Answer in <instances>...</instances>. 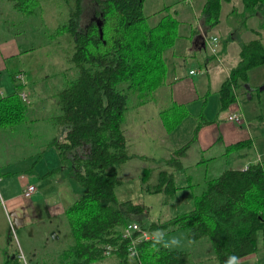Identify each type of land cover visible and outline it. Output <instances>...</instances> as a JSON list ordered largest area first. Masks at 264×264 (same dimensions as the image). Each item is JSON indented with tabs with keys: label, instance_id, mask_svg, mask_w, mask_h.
<instances>
[{
	"label": "trees",
	"instance_id": "16d2710c",
	"mask_svg": "<svg viewBox=\"0 0 264 264\" xmlns=\"http://www.w3.org/2000/svg\"><path fill=\"white\" fill-rule=\"evenodd\" d=\"M11 1L12 7L26 16L34 15L39 6V0ZM62 1L67 6V18L48 34L67 35L71 39L69 60L75 74L65 78L54 95L57 112L51 120L63 127V135L53 137L46 147L56 150L60 163L42 176L63 170L66 177L82 187V192L64 209L73 243L61 251L58 264H90L106 256L115 257L113 264H195L190 250L165 248L160 235L136 241V255H130L131 241L122 230L129 221L146 226L141 222L146 208L130 199L118 200L114 192L121 182L119 165L132 157L123 129L125 111L153 99L154 91L164 84V54L178 35V8L165 5L149 19L143 13L144 0H91L98 21L91 19L82 25L83 0ZM221 1L229 0L203 3L200 14L206 31L218 24ZM241 2V11L231 9L229 17L247 19L261 14L260 28H264V0ZM255 34L240 43L238 60L219 85V111L236 101L237 90L247 82L249 70L264 65V43L257 31ZM12 80L14 91L0 95V127H13L27 119V105L18 92L24 84L13 76ZM170 108L175 113L168 123L164 114ZM160 114L170 131L178 119L186 116V111L171 103ZM258 116L264 121V112ZM206 121L200 113L190 139L158 163L181 169L179 158ZM251 143L239 140L226 150ZM150 176L151 169L144 167L141 182L146 190L173 196L177 186L171 172L160 169L151 186ZM175 227L184 228L191 243L208 241L217 264H226L230 256L239 259L255 252L258 232L264 237L263 163L249 162L245 168H227L207 178L200 192L193 195L191 209L167 221L147 225L150 231H171ZM136 234L137 231L132 233ZM153 243L157 247H152ZM107 246L110 254L105 255Z\"/></svg>",
	"mask_w": 264,
	"mask_h": 264
},
{
	"label": "crops",
	"instance_id": "0c3cea01",
	"mask_svg": "<svg viewBox=\"0 0 264 264\" xmlns=\"http://www.w3.org/2000/svg\"><path fill=\"white\" fill-rule=\"evenodd\" d=\"M204 1L196 0L197 8L192 7L193 12L184 8V5L177 6L179 10L178 35L172 47L164 54L166 63L164 84L154 91L153 99L133 107L134 110L143 112L135 119V123L138 120V123H142L156 117L155 128L150 132L154 135H159L160 132L161 135L167 136L168 142L161 140L164 143L162 152L167 158L183 143L185 136L187 140L190 139L201 113L207 121L201 124L195 139L179 158L183 167H186L184 160L189 155H193L190 164L202 160V156L206 153L213 157L209 162L212 163L216 156L208 154L210 151L216 150L224 153L228 145L239 140H250L252 143L250 146L232 151L235 158L231 168H245L249 162L257 160L261 161L264 166V136L257 129L264 123L258 116L264 112V65H258L249 70L247 82L237 90L236 101L230 103L226 109L218 110L220 106L218 88L228 75L230 68L238 60L240 43L254 37L255 31L264 43V28H260L263 16L255 14L247 19L238 16L230 18L228 13L231 9H235L236 12L241 11L242 2L235 4L233 0L221 1L219 22L206 31L200 14ZM145 3L146 0L143 6ZM158 5L160 6L161 3ZM0 12L2 13V9ZM190 18L195 26H192ZM231 20H233L235 30H231ZM11 23L13 22L10 21L7 26L4 25L5 35L0 36V91L3 95L13 90L12 76L14 78L15 73L22 71L13 68L16 65L15 59L21 55V48L11 34L13 33L12 27L10 30ZM209 36L217 37L219 49L217 56L208 52L206 41ZM9 67H12V70H9ZM24 87L23 92L25 93ZM254 94H256L258 108L253 105L247 114L240 108L241 96L247 97L248 104H252ZM171 103L179 105L181 110L186 111V116L183 122L167 132L160 111L170 106ZM148 104H151V107H147ZM235 109H240L242 113L241 123L225 119L227 112ZM27 119H30L28 115ZM187 120L189 126L183 132L181 127ZM56 125L58 128L47 143L53 137H62L63 127ZM127 125L123 126L124 133L127 134V129L136 130L139 127L132 124L131 120L127 121ZM133 134L134 130L131 135ZM125 137L127 140L126 134ZM44 151L38 157L40 160L37 163L32 164L33 160L30 162L32 165L29 167L31 168L21 170L27 173H21L15 182L10 179L9 174L17 171L15 168H9L8 151L5 153L4 160L3 157L0 159V199L2 200L0 202V264H21L16 259L18 250L24 253L29 264H58L61 251L73 243L64 209L82 192V188L80 189L72 178L66 177L63 170L42 176L60 163L53 147H47ZM156 154V151L149 150L139 156L147 157ZM162 167L158 169H163ZM155 172L158 171L153 170L152 174ZM207 178L210 177L202 179V184ZM28 184H33L35 189L30 196H24L23 190ZM212 260L206 259L203 262ZM97 261L90 264H95ZM238 264H264V237L260 232L257 235V250L239 258Z\"/></svg>",
	"mask_w": 264,
	"mask_h": 264
},
{
	"label": "rangeland",
	"instance_id": "374dc122",
	"mask_svg": "<svg viewBox=\"0 0 264 264\" xmlns=\"http://www.w3.org/2000/svg\"><path fill=\"white\" fill-rule=\"evenodd\" d=\"M233 1L235 4L241 3V0ZM160 3L161 5L159 6L158 4ZM168 4H174L176 7L184 5V8L190 12H193L192 7L194 9L197 8L196 0H152V3L151 0H146L145 6H143V13L151 19L156 16L151 15L153 12L160 9L161 6L163 7ZM92 7L94 5L91 0L82 1V13L80 17L82 25L92 18L97 19L93 15ZM0 9H2V13L0 12V36L5 35L6 28L4 25L7 26L12 21L10 30L12 27L13 33L11 34L20 44L21 55L15 59L16 65L13 68L15 70H22V83L25 86V93L23 98L20 97L27 105L26 116L28 115L30 118L26 119V122L14 125L13 127H0V159L3 157L4 160L5 153L8 151L10 158L9 168H15L17 171L16 173L10 172L9 174L10 179L15 182L19 179L18 176L21 173H27L21 170L28 168L32 160V164L40 160L38 157L41 153L45 152L47 140L54 136L58 128L51 120L52 114L57 112L54 95L65 78L69 79L74 76L75 68L69 60L72 52L71 39L67 35L53 36L48 34V32L54 31L56 25L64 22L67 18V6L62 0H39L36 13L31 16L23 15L15 10L12 7L11 0H0ZM177 16L179 15L177 14ZM189 21H191L192 26H195L191 18ZM189 21L187 22V26ZM232 21L231 30H235ZM218 50L217 53L219 54ZM11 68L9 67V70H12ZM18 90L21 93L23 87ZM13 91L14 85L11 92ZM251 103L248 104L247 97L241 96L240 108L247 114H249L253 105H256L258 108L256 94H254ZM147 107H151V104H148ZM238 110L240 111V109ZM150 112L152 113L151 109ZM142 113L133 108H128L125 111L123 126H128L127 121L131 120L132 124H136L139 127L136 130L132 127L134 130L133 135H131L132 129H127L128 134L125 132L127 136V149L132 157L119 165L118 177L121 182L116 185L114 192L118 200L130 199L135 203L143 204L146 211L142 216L141 222L148 225L152 221L158 223L167 221L171 217L191 209L193 207V195L198 194L204 185V182L202 184V179L213 177L222 170L231 168L235 155L232 154L233 150H224V153L223 151L212 150L208 153L215 154L216 156L215 161L212 163L209 162L210 158L213 157L206 153L202 156V160L195 164H190L193 155L187 156L184 160L186 164L184 166L186 167L182 166L181 169L163 165L162 162L158 166V160L166 158L164 157L166 155L162 152L164 143L161 140L167 141V136L161 135L160 132L159 135H154L150 132L151 129L155 128L154 121H156V117L151 120H145L142 123H138V120L135 123V119L141 116ZM174 113L175 111L171 108L165 112L164 116H166L168 123H170V119H173ZM183 119L184 117L178 119L180 121L175 126L172 121L171 126L174 127L170 131L180 122H183ZM188 126L189 121L187 120L181 127L182 131L184 132ZM257 129L264 136V123L259 125ZM186 141L187 138L185 136L182 142L185 143ZM149 150L156 151L157 154L147 157L139 156ZM161 166L172 173L174 183L177 186L172 197H168L163 192L151 189V191L146 190L144 184L141 182V170L144 167H149L151 169V176L148 184L150 186L154 185L157 181V172L152 174V171H159L158 168ZM79 188L81 189L82 187L79 186ZM170 230L151 231V237L160 235L165 244L172 246V248L190 250L195 264H217L215 260L203 262L206 259H212L211 254L213 252L208 241L191 243L188 241L184 228L175 227ZM173 239L179 241L178 246L172 244ZM115 261L114 256H108L97 261L95 264H113Z\"/></svg>",
	"mask_w": 264,
	"mask_h": 264
},
{
	"label": "built area",
	"instance_id": "2783aa9c",
	"mask_svg": "<svg viewBox=\"0 0 264 264\" xmlns=\"http://www.w3.org/2000/svg\"><path fill=\"white\" fill-rule=\"evenodd\" d=\"M207 48L208 52L211 55L217 56V37L216 36H209L207 41ZM217 58V57H216ZM192 72V71H191ZM22 73L17 72L14 74V79L16 81L22 82ZM0 95H3L2 91H0ZM20 96L23 98L24 97V92L22 91L20 93ZM242 115L238 109L228 111L225 119L234 123H241L242 122ZM23 177V175H21ZM34 185L33 184H28L25 189L23 190V195L24 196H29L33 191H34ZM0 202L2 200L0 199ZM134 231H137L136 235H132ZM123 236L130 238L131 245L128 247L130 255H136V251L133 247V244L136 241H139L141 239H148L151 238V231L147 228V226H142L140 223L136 221H129L123 228L122 230ZM104 254L108 255L110 254V248L107 246L104 249ZM16 259L21 263V264H29L24 253L21 250H18L16 253Z\"/></svg>",
	"mask_w": 264,
	"mask_h": 264
},
{
	"label": "clouds",
	"instance_id": "9594fccd",
	"mask_svg": "<svg viewBox=\"0 0 264 264\" xmlns=\"http://www.w3.org/2000/svg\"><path fill=\"white\" fill-rule=\"evenodd\" d=\"M172 244L178 246L179 245V241L176 240V239H173ZM152 247L155 248V247H157V245L153 243L152 244ZM163 247H165V248H172V246H169L167 244L163 245ZM226 264H238V258L236 256H230L228 258V260L226 261Z\"/></svg>",
	"mask_w": 264,
	"mask_h": 264
},
{
	"label": "flooded vegetation",
	"instance_id": "af4514ba",
	"mask_svg": "<svg viewBox=\"0 0 264 264\" xmlns=\"http://www.w3.org/2000/svg\"><path fill=\"white\" fill-rule=\"evenodd\" d=\"M92 12H93V11H92ZM92 19H93V18H92ZM90 20H91V19H90ZM90 20H89V21H90ZM95 20H97V21H98V18H97V19H95Z\"/></svg>",
	"mask_w": 264,
	"mask_h": 264
},
{
	"label": "bare ground",
	"instance_id": "6f19581e",
	"mask_svg": "<svg viewBox=\"0 0 264 264\" xmlns=\"http://www.w3.org/2000/svg\"><path fill=\"white\" fill-rule=\"evenodd\" d=\"M206 36V35H205ZM30 196V195H29ZM147 226V225H146ZM129 243H131V242H129Z\"/></svg>",
	"mask_w": 264,
	"mask_h": 264
},
{
	"label": "water",
	"instance_id": "95a60500",
	"mask_svg": "<svg viewBox=\"0 0 264 264\" xmlns=\"http://www.w3.org/2000/svg\"><path fill=\"white\" fill-rule=\"evenodd\" d=\"M99 31H100V28H99ZM101 35V34H100Z\"/></svg>",
	"mask_w": 264,
	"mask_h": 264
}]
</instances>
